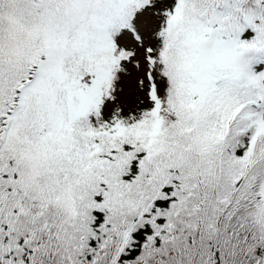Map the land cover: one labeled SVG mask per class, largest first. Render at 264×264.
<instances>
[{"label": "snow or ice", "instance_id": "6c2138e0", "mask_svg": "<svg viewBox=\"0 0 264 264\" xmlns=\"http://www.w3.org/2000/svg\"><path fill=\"white\" fill-rule=\"evenodd\" d=\"M0 264H264V0H0Z\"/></svg>", "mask_w": 264, "mask_h": 264}]
</instances>
